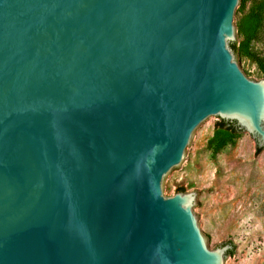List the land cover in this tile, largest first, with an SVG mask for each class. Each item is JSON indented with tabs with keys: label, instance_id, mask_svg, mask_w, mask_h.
<instances>
[{
	"label": "water",
	"instance_id": "1",
	"mask_svg": "<svg viewBox=\"0 0 264 264\" xmlns=\"http://www.w3.org/2000/svg\"><path fill=\"white\" fill-rule=\"evenodd\" d=\"M240 7L0 0V264H226L187 159L213 117L264 142Z\"/></svg>",
	"mask_w": 264,
	"mask_h": 264
},
{
	"label": "rangeland",
	"instance_id": "2",
	"mask_svg": "<svg viewBox=\"0 0 264 264\" xmlns=\"http://www.w3.org/2000/svg\"><path fill=\"white\" fill-rule=\"evenodd\" d=\"M263 1L247 0L245 7L239 8L238 37L228 40L230 48L232 41L239 47L244 39L239 29L241 18ZM249 47L264 60V12L258 37ZM232 52L245 75L264 80V68L258 62L239 50ZM221 120L213 117L200 130L187 159L192 210L197 222L218 238L222 247H234L233 254H225L226 264H264V142L242 129L232 142L216 150V143L210 140Z\"/></svg>",
	"mask_w": 264,
	"mask_h": 264
},
{
	"label": "trees",
	"instance_id": "3",
	"mask_svg": "<svg viewBox=\"0 0 264 264\" xmlns=\"http://www.w3.org/2000/svg\"><path fill=\"white\" fill-rule=\"evenodd\" d=\"M246 0H241L242 8L245 7ZM263 12H264V1L256 8H253L246 13L240 20L239 29L244 36L240 46H237V41L231 42V48L234 51H241L242 53L249 56L254 61L258 62L264 68V60L249 47L251 41L258 37L259 30L263 23ZM242 130L236 121L222 119L217 123L214 136L210 140V143H216L215 149L219 150L227 143L232 142L235 135ZM258 152L262 150V147L257 148ZM180 191H185L181 188ZM234 253V247L227 251V255Z\"/></svg>",
	"mask_w": 264,
	"mask_h": 264
}]
</instances>
